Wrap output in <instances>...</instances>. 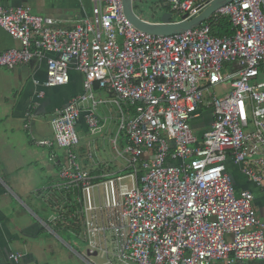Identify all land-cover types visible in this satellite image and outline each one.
I'll return each instance as SVG.
<instances>
[{"label":"built area","instance_id":"obj_1","mask_svg":"<svg viewBox=\"0 0 264 264\" xmlns=\"http://www.w3.org/2000/svg\"><path fill=\"white\" fill-rule=\"evenodd\" d=\"M168 1L180 21L213 0ZM218 14L230 18L231 35L213 34L206 22L174 35L144 32L125 14L123 0H94L91 14L71 26L28 6L0 5V27L22 44L0 52V67L36 60L45 65L47 87L69 84L73 70L85 76L83 91L51 125L68 154L62 186L80 185L88 258L103 252V264L264 260V221L254 194L237 195L229 170L233 164L264 187V0H234ZM227 65L232 70L224 74ZM226 80L231 90L218 96L213 88ZM104 104L116 106L126 144L115 145L121 168H104L103 180L95 181L79 161L77 126L84 109L89 129L98 130ZM204 108L214 118L199 137L193 120ZM21 257L14 252L0 264Z\"/></svg>","mask_w":264,"mask_h":264},{"label":"crops","instance_id":"obj_2","mask_svg":"<svg viewBox=\"0 0 264 264\" xmlns=\"http://www.w3.org/2000/svg\"><path fill=\"white\" fill-rule=\"evenodd\" d=\"M0 5L28 6L36 14L57 18L65 26H71L73 22L91 14L94 0H0ZM21 46L18 39L0 27V52ZM84 78V74L73 70L69 84L47 87L45 65L38 64L36 60L14 69L0 67V263L8 262L9 255L14 252L22 254L18 264H75L72 258L76 253L83 264H88V261L79 254L93 261L88 258L89 255L70 249L71 246L65 241L56 238L49 240L47 236L51 232L64 230L50 226L49 223L58 212L46 200L55 198L58 189L63 188L60 174L68 159L67 150L63 155L55 151L57 144L51 120L72 96L83 91ZM67 91L68 95L63 94ZM97 93L101 97L108 94L101 90H97ZM97 115L100 128L91 131L85 121V110H82L77 126L80 145L76 150L82 166L93 172L95 181H102L104 168L106 172L113 173L122 164L115 152L116 144L112 148L113 155L109 154L107 136L110 133L115 139L117 137V146L120 148L124 147L126 139L124 133L118 136L120 116L114 104L98 106ZM213 118L212 111L204 108L200 116L193 120V125L195 127L200 122L212 127ZM105 120L106 127L97 135ZM114 123L116 129L113 128ZM42 141H50L51 144H41ZM229 170L235 181L236 192L250 190L254 194V207L264 221V187L247 178L233 164L229 165ZM72 187L80 185L68 188ZM82 223L85 232V218ZM71 231L79 234L75 229ZM63 250L64 255L61 254ZM99 253L91 257L99 256ZM213 264L224 263L214 261ZM241 264H264V260Z\"/></svg>","mask_w":264,"mask_h":264},{"label":"rangeland","instance_id":"obj_3","mask_svg":"<svg viewBox=\"0 0 264 264\" xmlns=\"http://www.w3.org/2000/svg\"><path fill=\"white\" fill-rule=\"evenodd\" d=\"M157 1L158 0H139V1H137L134 4V9H135V11H136L137 14L143 16L144 18H146L149 21L150 20L151 21H153V20H159L160 21L162 19V16L166 12L164 6L165 5L166 6H169L170 5V2L168 0H161V3H159L157 5L156 4ZM231 70H232V67L229 66V65H227L225 67V69L223 70V73L224 74H227ZM72 88H74V87H72ZM213 89L215 90V93L218 96H222L226 91L231 90V81L230 80H226V81L220 83L219 85L215 86ZM63 94L68 95L69 94V91H67L66 93H63ZM47 119H44V120L47 121ZM198 121H201V120H198ZM106 124H107V120H105V122H104L101 130L97 133V135L103 132L104 128L106 127ZM193 124H194V121H193ZM116 127H117V125H116V123H114L113 124V128L116 129ZM193 127H194V125H193ZM210 129H211V126L203 125L200 122H197V124H195V127H194V130L193 131H194V133L197 136L202 137L204 135V133L207 132V131H209ZM78 135H79V133H78ZM114 137L115 136L112 137L110 135V133H109V135L106 138L107 139L106 145H109V154L110 155H113L112 154L113 153V149L112 148L114 147L115 144H117V139H116V142H115V138ZM112 138H114V139H112ZM121 147L123 148V146H121ZM111 149H112V152H111ZM55 151L57 153L59 151L58 154L63 155V153L66 151V149H64L62 147H57L56 146V150ZM123 184L128 189L131 188L132 187V179L131 178L130 179L129 178L128 179L126 178L123 181ZM95 194H96L97 201L99 203L98 189L95 190ZM239 194L240 193H238V191H237V195H239ZM50 232H51V230H50ZM47 236H48L49 240H50V238H56L59 241L63 240L67 244H69L71 246L70 249L74 248L77 252H80L83 255H85V254L87 255V250H88V245L87 244L88 243L85 240V237H84L83 234H78V233H76L74 231H71V230H68V231L63 230L61 232L57 231V233L56 232L55 233L54 232H51ZM107 239H108L109 249H110V251H112L113 250V245H112V237H111V233L110 232H107ZM228 239H229V236H228ZM61 254L64 255V250H63V252ZM91 258H92L93 262H95L96 264H103L104 262H106L108 260L106 258V256L103 254V252H100L99 253V256H95V257H91ZM79 259H80V257L77 255V253L73 255L72 260L75 261V264H83V262H81ZM214 261H216V262L220 261L221 262V260H214ZM213 262H212V264H213ZM55 264H58V262L55 263Z\"/></svg>","mask_w":264,"mask_h":264},{"label":"trees","instance_id":"obj_4","mask_svg":"<svg viewBox=\"0 0 264 264\" xmlns=\"http://www.w3.org/2000/svg\"><path fill=\"white\" fill-rule=\"evenodd\" d=\"M159 3H161V0H158L156 2L157 5ZM164 7L166 10L165 13L170 14L171 21L180 19L181 15L178 12L173 11L171 5H165ZM206 23L211 27L213 34L216 35H231L234 32V28L230 18L225 15L214 14L210 19L206 21ZM90 174L93 175V172ZM58 191L59 192L56 193L57 195H55V198L50 197L46 200V203L58 212V214L54 216V219L51 221V223H49L50 226L57 230L75 229V231H78L79 234L84 235V226L82 223V220L84 219L83 204L79 200V196L81 194L80 187H63L58 189Z\"/></svg>","mask_w":264,"mask_h":264},{"label":"water","instance_id":"obj_5","mask_svg":"<svg viewBox=\"0 0 264 264\" xmlns=\"http://www.w3.org/2000/svg\"><path fill=\"white\" fill-rule=\"evenodd\" d=\"M123 1L125 14L136 27L144 32L155 35H174L205 23L220 8L234 0H213L200 14L194 18L188 19L186 14L180 21H171L170 14L165 13L159 22L146 20L141 15L136 13L134 4L139 0Z\"/></svg>","mask_w":264,"mask_h":264}]
</instances>
